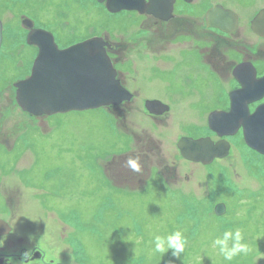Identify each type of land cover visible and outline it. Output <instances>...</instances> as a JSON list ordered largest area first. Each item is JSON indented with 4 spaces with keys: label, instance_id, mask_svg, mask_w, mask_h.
<instances>
[{
    "label": "rangeland",
    "instance_id": "374dc122",
    "mask_svg": "<svg viewBox=\"0 0 264 264\" xmlns=\"http://www.w3.org/2000/svg\"><path fill=\"white\" fill-rule=\"evenodd\" d=\"M7 1L0 0V190L11 191L15 239L37 245L57 264H264V155L245 143L241 131L226 138L228 155L210 165L179 153L183 136L215 138L203 112L214 104L205 102L212 99L208 72L194 68L196 55L179 53L166 38L160 49L174 57L163 63L173 64L174 74L158 68L150 80L133 81L139 94L126 105L33 116L14 100L12 84L29 74L35 53L23 41L17 16L25 13L53 31L60 47L90 31L105 34V27L119 37L125 23L134 30L146 22L110 15L95 0ZM182 74L192 85L180 94ZM148 99L170 110L151 116L144 108ZM129 159L138 160L139 172ZM222 200L226 211L218 217L211 206ZM237 229L249 252L225 261L213 241ZM176 231L186 238L180 258L154 250L155 236Z\"/></svg>",
    "mask_w": 264,
    "mask_h": 264
},
{
    "label": "flooded vegetation",
    "instance_id": "af4514ba",
    "mask_svg": "<svg viewBox=\"0 0 264 264\" xmlns=\"http://www.w3.org/2000/svg\"><path fill=\"white\" fill-rule=\"evenodd\" d=\"M96 3L107 11L105 2ZM155 9L154 13L136 9L114 13L107 11L110 15L128 13L135 23L140 19V25L146 22V25L134 30L129 29L125 23L119 37L112 35L108 29L105 30L104 36L109 43L107 52L117 68L118 77L124 87L133 93L131 100L123 105L139 94L131 86L133 81L150 80L156 76L158 68H163V71L167 69L174 74L173 64L163 63L174 57L168 50L161 51L163 43L160 41L166 38L173 47L179 45V53L193 52L198 61V66L194 65V68L208 72L206 85L211 86L212 99L207 98L205 102L213 101L214 104L203 111L206 113V123L210 112L227 111L230 108L231 95L234 94L236 98L242 92V80L248 84L249 97L261 91L263 93L259 100L251 102L245 99L247 111L252 112L258 104L264 103V89L254 83L255 79L264 76V22L257 20L258 15H264V0H158ZM27 32L26 28L25 36ZM177 62L182 63V60ZM141 65H145L149 72H141L144 70ZM178 80L182 88L180 94L191 88L192 77L189 74L179 75ZM224 83L227 87L222 90ZM217 139L219 138L215 135L213 140ZM8 189L0 190V264H21L25 252H31L30 263L39 261L42 264H57L52 259L46 260L44 251L37 245L28 248L24 244V238L15 239L16 209L10 201L11 191L8 193ZM42 217L44 218V214Z\"/></svg>",
    "mask_w": 264,
    "mask_h": 264
},
{
    "label": "water",
    "instance_id": "95a60500",
    "mask_svg": "<svg viewBox=\"0 0 264 264\" xmlns=\"http://www.w3.org/2000/svg\"><path fill=\"white\" fill-rule=\"evenodd\" d=\"M154 3L155 0H107L111 11L127 8L151 12ZM257 17L259 22H264V15ZM23 23L31 25L28 19ZM27 42L37 45L38 53L30 74L14 83L15 101L22 110L33 115L53 114L118 104L129 97L116 78V70L105 51L106 42L102 37L93 36L58 48L49 32L32 28ZM254 83L264 89V76ZM247 87L242 80V92L236 98L231 95L230 109L211 112L208 126L218 136L232 135L242 126L245 143L264 155V103L252 113L247 111L245 104L261 98L263 93L249 97ZM145 105L152 113L166 110V106L157 100H148ZM177 146L184 158L203 164L225 157L229 151L228 141L220 139L214 143L209 137H182ZM223 210V203L215 205L217 214Z\"/></svg>",
    "mask_w": 264,
    "mask_h": 264
},
{
    "label": "clouds",
    "instance_id": "9594fccd",
    "mask_svg": "<svg viewBox=\"0 0 264 264\" xmlns=\"http://www.w3.org/2000/svg\"><path fill=\"white\" fill-rule=\"evenodd\" d=\"M127 165L135 172L140 171V165L137 159H129ZM244 237L239 229L233 231H224L221 237H217L213 243L218 248L219 254L225 261H231L240 253L247 254L249 247L243 243ZM154 250L160 254H165L171 250L174 258H180L185 250L186 238L181 231H176L166 238L161 236L154 237ZM31 252H25L22 256L21 264H30ZM168 264H172L169 261Z\"/></svg>",
    "mask_w": 264,
    "mask_h": 264
},
{
    "label": "bare ground",
    "instance_id": "6f19581e",
    "mask_svg": "<svg viewBox=\"0 0 264 264\" xmlns=\"http://www.w3.org/2000/svg\"><path fill=\"white\" fill-rule=\"evenodd\" d=\"M115 109L116 108H114V109H112V110H114L115 111ZM57 113H62V112H57ZM53 114H56V113H53ZM42 115H51V114H41V115H37V116H42ZM156 117H158V116H156ZM122 126L124 125V126H126V123H123V124H121ZM1 129V128H0ZM6 142L8 141V140H5ZM150 147H152L153 146V144L154 143H152V142H150V143H147ZM150 151H153L152 149H150ZM155 152V151H154Z\"/></svg>",
    "mask_w": 264,
    "mask_h": 264
},
{
    "label": "trees",
    "instance_id": "16d2710c",
    "mask_svg": "<svg viewBox=\"0 0 264 264\" xmlns=\"http://www.w3.org/2000/svg\"><path fill=\"white\" fill-rule=\"evenodd\" d=\"M2 4V3H1ZM7 5H11V1L9 0V1H7ZM6 5V6H7ZM3 6H4V3H3Z\"/></svg>",
    "mask_w": 264,
    "mask_h": 264
}]
</instances>
